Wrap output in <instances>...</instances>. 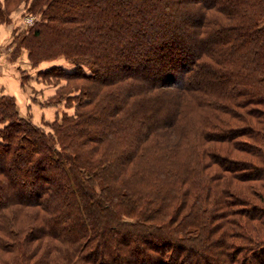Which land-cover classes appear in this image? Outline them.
<instances>
[{"label":"trees","instance_id":"1","mask_svg":"<svg viewBox=\"0 0 264 264\" xmlns=\"http://www.w3.org/2000/svg\"><path fill=\"white\" fill-rule=\"evenodd\" d=\"M191 1L179 4L183 6ZM235 1L217 0L214 8L218 9L212 12L210 8L200 6L198 30H195L197 23L193 17L199 14L181 11L180 17L194 23L192 31L197 32L187 39L188 44L181 55L162 50V47L173 49L170 46L173 43H186L176 30L165 32L164 21L172 15L159 19L153 13L157 5L166 11L176 7L169 1L167 5L164 0H128L126 3L123 0H46L42 4V7L45 5L40 9L43 17L39 25L45 27V31L48 27L52 29L46 33L48 38L40 47L30 46L31 59L36 63L61 54L71 59L75 69L54 67L53 70L60 69L69 82H87L88 91L95 94L93 98L82 95V86L76 83L73 90H79V93L71 94L75 107L90 105L103 88L109 90L104 92L103 99L97 98L91 108L81 111L79 116L66 113L62 122L52 123L53 131L46 134L20 115L13 96L0 95V264H135L144 252L153 264H190L188 258H195L197 263H193L196 264H264V0H239V5L243 6L241 13L235 12L238 7ZM204 2L207 7L214 5ZM101 3L106 4L102 6ZM125 4L129 5L131 13H123ZM112 6L118 9L113 14L114 20L101 27L97 23H103L101 20L111 12ZM122 18L126 20V26L117 24L116 20ZM187 30L184 28L183 33L188 35ZM221 31L227 34L225 39L220 38ZM43 32L37 28L33 35L40 38ZM125 32H135L132 34L135 38L130 36L123 44L120 39ZM146 37L150 38V43ZM155 47H158L156 51ZM160 47L159 62L167 66L178 61L175 66L185 71L182 84L188 80L191 69L203 65L197 79L204 82L194 88L187 83L185 87L181 84L185 90H180V95L193 93L198 105L206 107L205 123L195 130L193 137L196 139H188L193 141L192 156L182 157L179 154L185 147L182 138L190 137L191 132L180 118V110L174 111V117L169 119H173L171 129L182 137L174 144L166 139L162 142L166 144L163 148L169 151L164 159L167 158L168 164L176 165H168L165 171L159 169L158 177L162 182L157 194L161 193L157 198L159 201L145 206L139 196L149 188L143 185L118 191L109 184L99 192L94 182L96 175L100 177L102 172H93L88 167L97 168L105 161L104 154L100 158L95 154L99 152L98 147L107 149L106 144L89 147L90 150L85 147L89 146V138L96 137V141L103 143L107 133L118 128L125 130L138 123L136 133L132 132L134 137L127 142L131 144L122 159L124 171L121 173H131L129 181H134L132 184L135 185L155 176L154 171H142L143 165L137 162L138 150L146 135L142 130L148 127L147 135L153 132L149 127L150 117L155 116L140 117L146 111L142 107L149 101L145 98L150 94L144 88L153 82L145 84L148 78L130 75L128 70L142 68L154 75L155 52L158 53ZM41 49L44 50L42 56L37 53ZM118 52L125 59L119 57ZM136 57L139 61L134 65L132 60ZM164 69V65L159 68L163 75ZM112 72L121 74L111 77ZM175 79L172 81L177 86ZM206 94L214 98L211 100ZM179 104L184 108L183 102L177 103L176 108ZM140 105L142 110L138 108ZM116 107L125 108V115L117 118ZM76 118L82 120L75 121ZM166 123L164 127L170 129ZM212 127L219 129L211 130ZM30 134L37 139L36 144ZM21 138H29L33 142L31 148ZM155 139L162 148L161 138ZM212 139L223 143L217 152L205 147ZM20 147L29 149V157L17 164L10 155ZM78 147L83 149L79 151ZM42 149L46 163L59 168L64 181L59 187L67 191V197L58 199L59 203L55 205L41 201L47 188L42 182L47 181L46 176L40 174L45 171L41 166ZM115 160H109V166L103 169L110 168ZM156 162L163 163L164 160L157 159ZM214 165L219 169L213 171ZM109 175L103 177L113 180L115 174ZM30 176L37 178V185L31 194H27L19 190L16 178ZM36 189L41 192L36 193ZM90 191L94 194L104 192L102 195L107 204L101 207ZM100 199L99 195L97 201ZM113 203L125 207L122 214L117 211L113 214L116 210L112 208ZM174 213L183 217L173 218ZM117 215L120 218L115 221ZM123 215L136 217L132 224L143 225V234L133 226L126 229L130 224ZM136 233L137 238L133 237ZM215 254L216 260L212 261Z\"/></svg>","mask_w":264,"mask_h":264},{"label":"rangeland","instance_id":"2","mask_svg":"<svg viewBox=\"0 0 264 264\" xmlns=\"http://www.w3.org/2000/svg\"><path fill=\"white\" fill-rule=\"evenodd\" d=\"M46 0H0V95L1 94H5V95H10L13 96V98L16 101L19 113L22 117L27 118L29 121L33 122L35 125L39 126L40 129L42 128V131L46 134V132H52L53 130V126L51 127V124L57 122V123H61L62 120L61 118L65 117L66 113L69 114H73L74 115H80L79 113L82 111H84L86 108H91L92 103H94L95 101H97L100 99H103L106 94H104V92H108L107 90L108 87H105L101 90V93L98 94V97L94 100V102H92L90 105H77V107L73 106L75 104V102L72 100L71 98V94H78L79 90H73L74 88H76L75 85L76 83L81 84L82 86V91L84 93H82V95L84 94V96L86 97H90L93 98L94 91H88L87 89V85L88 83L83 81V80H74V82H69V80L65 79L61 73L59 72L60 69L58 71L53 70L54 67L56 68H62L63 70H73L75 69V65L73 64V62L71 61L70 58H67L64 55H58V57H55L54 59H40V61L36 62L34 60L31 59L30 57V46L31 47H40V44L45 43V39L48 38L46 37V33L49 32V30L52 29V27H48V29L45 31V27H40V20L43 17L42 15V11H40L42 4L45 2ZM126 2H128V0H123ZM156 2V0H153ZM159 1V0H158ZM165 1V5L168 4H176V7H170L168 11H166L163 7L160 6H155V10L153 11V13L155 14V18H166L165 16L169 17V15H172V18L170 17L169 20L165 19V26H164V30L165 32L168 30H176L177 33L179 34V38L182 39V41H186V43L184 45H180V44H176L173 45L171 44L170 46H173V49L171 48H167V47H162V50L165 51L167 50V52H172L173 54H183L184 53V46H187V41L191 39V37L193 36L192 34H195V30H198V27L200 26V19L199 17H201V13L199 14L198 12L201 10L199 9V7L201 6L203 9H205V7L208 9L210 8L211 12L215 9L218 8H214L217 7V4L215 0V3L212 0H206L207 4H214L213 7H207L205 6V0H193V2L191 1L190 3L187 4H183V6H180V2L181 1H186V0H164ZM234 1V0H232ZM167 2V3H166ZM178 3V4H177ZM106 3H101L100 5L104 6ZM137 5V3H135ZM235 6H238L235 10V12H240L242 11V7L239 5V0L235 1ZM45 5V4H44ZM43 5V7H44ZM134 5V4H130ZM143 4H141L142 6ZM148 6V4H147ZM42 7V8H43ZM129 5L125 4V7L123 9V13L124 14H129L131 12H129ZM212 7V8H211ZM120 9V7H119ZM96 10V9H95ZM118 9L115 6H112L111 8V12L110 13H106V16L103 20V23H97L98 25L101 24V27H106L107 25H110L113 19V14L115 15V12ZM185 12L187 13H197L199 15L194 16L193 18H195L196 23H197V27H195V32H193L192 28L194 26V23L188 21L187 18L184 17H180V12ZM153 13L151 14L153 16ZM221 13V12H220ZM219 14V13H217ZM134 17V16H133ZM136 19V18H135ZM133 18V20H135ZM138 20V19H136ZM194 20V21H195ZM118 25L121 26H126L127 22L125 19L122 18V20H116ZM139 21V20H138ZM81 25V24H80ZM136 25V24H135ZM39 26V27H38ZM37 28H41L44 32H43V37L42 36L40 38H35L33 35L34 30H36ZM138 28V27H137ZM136 28V29H137ZM184 28H191L189 30H191V34L188 32V35L183 33ZM135 32H125L123 35V38L120 39V41L125 44V40H127V38H135V36H133L132 34ZM197 33V32H196ZM221 33H223L221 31ZM225 35L227 34H221L219 35L221 39H225ZM142 38V37H141ZM188 39V40H187ZM123 40V41H122ZM145 40L148 41L150 40V38L148 39V37L145 38ZM150 43V41H149ZM190 44V43H189ZM169 46V47H170ZM146 47V46H145ZM161 47L159 49V52L156 53L155 52V78L151 77V73H148L145 69L139 68L136 69L135 71H133V69H129L128 73L130 75H139L143 76L144 78H148L147 80L144 81L145 84L149 83V82H153L152 84H155V87H153L152 84L145 86L144 90L145 91H150V94H148L149 96L146 97L145 99H148L149 101L145 104V107H142L143 111H145V113H141L140 117H142V119H144V117H148V116H155V118H151L150 117V128L153 131L151 134H148V127L147 129H143V133L146 134L143 138H142V148H139L138 150V157L139 159L137 160V162L140 165H143L142 171H146V172H156L155 176L150 178L149 180H140V184L137 183V185L132 184L134 181H129L131 173L128 172H124L121 173L123 170V168H121V166H123L124 161H122V159H124L126 157V155L128 154V148H130V144H128V140H131V138L134 137V134L132 132L136 133V129L138 128V123H135L133 125H131L130 127H128V129L126 130H119V128L117 129V131L114 132H110L107 133L105 136V140L103 143L100 141H96V137L90 139L88 141V147H85L86 149H89V147H96L99 146L100 144H106V148H102V147H98L99 152L97 154H95L96 158H100L103 156L104 154V159L105 161H102L99 163L97 168H91L88 167V169H91L93 172H102L101 176L99 177L98 175H96L97 179H95V185H96V189L102 191L106 186L108 187L109 184L113 185L115 189L119 190H127V189H133V188H138V186L143 185V187H147L149 188L148 191H145L144 193L142 192V196H139V201L147 206V204L155 201L154 203L158 202L159 200L157 199L158 197H160L161 193L159 195L158 191L160 190L161 187V180L160 177H158L160 175V170L161 171H165L166 167L168 165L170 166H174L171 164H168V160L167 158L164 159L165 155L169 152L167 151L165 148H163V146H166V144H164L162 141H167V140H171L172 143H177L178 141L180 142V137H182L180 134H178L177 132L174 131V128L171 129V125H172V120L169 121L170 118L174 117V111L175 110H180V118H183V122L185 124H187V126L189 127V130L191 132V134L189 133L190 137L184 136L182 138V144L185 147H182V149L179 151V154L181 153L182 157H189L191 155V147H192V142L193 141H189L188 139H196L194 136V132L197 128H199L200 126H202L205 123V117H204V112L206 107H202L198 105V100L196 97H194L193 93L191 94H187V95H180V90H185V88H181V84L182 81L181 78L183 79L185 77V71H180L179 68H177L175 66L176 62H170V64H168L166 66V64L159 62V55H160V51H161ZM148 48V47H147ZM150 48V46H149ZM158 47H155V51ZM167 48V49H166ZM44 50H40L37 51V53L42 56L44 53ZM162 52V51H161ZM172 55V54H170ZM179 55V56H180ZM118 56L121 57L122 59L124 58V56H122L121 52H118ZM173 56V55H172ZM181 58V57H180ZM125 59V58H124ZM139 61L137 59V57L135 59L132 60L133 64L136 65ZM178 63V61H177ZM176 63V64H177ZM203 64V62H202ZM161 65H164V67L166 69H164V74H161L159 71V68L161 67ZM178 65V64H177ZM138 66V65H137ZM203 65H197L196 68L194 67V69L190 70L188 72L189 77L188 80L185 81L182 86H186L185 84L187 83L188 85H192L194 88L196 86L201 85V83L204 82V80H199L197 79L198 75H200L201 70H203ZM119 69V68H118ZM122 69V66H121ZM48 71V72H47ZM47 72V73H46ZM109 73V72H108ZM171 73V74H170ZM106 74V73H105ZM121 73L118 72H112V74L110 73L111 77L114 76H118ZM202 74L205 75L204 71H202ZM152 75V76H154ZM146 76V77H145ZM176 78V79H175ZM190 78V79H189ZM172 79H175L176 81H178L176 84H178L177 86L175 85V82L172 81ZM169 80V81H168ZM122 82L123 81H119ZM89 86V85H88ZM119 88V87H118ZM90 89V87H89ZM69 90V91H68ZM122 90L119 88V91ZM127 90V89H126ZM123 91V90H122ZM75 92V93H74ZM81 92V91H80ZM179 92V93H178ZM90 95V96H89ZM207 95V98L209 97L211 100L214 98L213 95ZM195 98V99H194ZM184 103V108L182 104H179V108H176L177 103ZM76 105V104H75ZM154 105V106H153ZM153 107H155V111H152V109H154ZM116 116L117 118L122 117V115H125L124 109L122 108L119 109V107H116ZM141 109V105L138 107ZM149 109V110H148ZM118 112V113H117ZM127 112V109H126ZM125 117V116H124ZM127 117V116H126ZM59 120V121H58ZM75 121L77 120H82V118H76L74 119ZM168 120V123H166L165 121ZM168 124L170 126V129H167L166 127H164V124ZM152 125V127H151ZM157 128V129H156ZM219 127L213 128L211 130H216L218 131ZM167 132V134L165 133ZM44 134V135H45ZM156 135V136H155ZM31 137V140L35 143L36 142V138L30 134L29 135ZM160 137L161 138V143H163L162 148L160 147L161 145H159L157 143V140L155 139ZM46 138V137H45ZM83 138V137H81ZM85 138V137H84ZM36 139V140H35ZM153 139H155V141H153ZM24 141L25 144L31 148V144L33 143L29 138H21V141ZM47 140V138H46ZM164 141V142H165ZM155 143V146L152 147L151 145ZM36 144V143H35ZM158 144V145H156ZM222 144L223 143H218L215 139H212V141H208L205 145V147H207L210 151H218L222 148ZM86 146V145H85ZM79 151H81L83 149L80 150V147H78ZM102 149V150H101ZM90 150V149H89ZM29 149L25 150V148L20 147L18 149L17 152L13 153V155H10L11 158L14 156L13 159L16 160L17 164H21V159L23 158H27L29 157V153H28ZM73 151V149H72ZM177 151V150H176ZM43 157H41V166L45 169V171H41V175L46 176L47 181H42L43 184L45 185L46 188V193L43 194L41 201H43L45 204L50 205H55V203H59L58 199L63 200L65 197H67V191L65 190L64 187H59L63 184V178L62 176H60L59 174V168L55 167L54 165H50L48 163H46V158H45V151H43ZM166 153V154H165ZM94 155V153H93ZM192 156V155H191ZM112 159H116V163L110 165V168L104 170L103 167L108 165L109 166V160ZM157 159H161L164 160V162L158 163L156 162ZM175 160L177 161V158L175 157ZM74 164L76 161H73ZM119 162V163H118ZM160 162V161H159ZM98 164V163H97ZM84 167V166H82ZM113 167V168H111ZM86 168V167H84ZM99 168V170H98ZM162 168H164V170H162ZM10 169V168H9ZM160 169V170H159ZM219 168L217 167V165L213 166V171L214 170H218ZM158 170V171H156ZM212 171V170H210ZM212 171V172H213ZM115 174L114 175V179L109 180L108 178H104L103 176L105 175L106 177L110 176L109 174ZM98 174V173H97ZM129 174V175H128ZM28 178V179H27ZM33 179V180H32ZM154 179H155V185H154ZM36 180L37 178L34 177L32 178L30 177H26L25 179H21V178H16V182H17V186L19 188V190H21L22 192H27V194H31L34 185L36 184ZM29 181H32V183H29ZM40 181V180H39ZM105 181V182H104ZM108 181V182H107ZM26 182H28L29 184H27ZM41 182V181H40ZM108 183V184H106ZM60 184V185H59ZM88 188L89 185L86 184V182L84 183ZM37 185V184H36ZM226 185V184H225ZM156 186H158L156 188ZM146 188V189H147ZM155 188V189H154ZM90 189V188H89ZM151 190H153V194H149L151 192ZM37 191L40 193L41 191L36 189V193ZM4 194H6V196H9V193L6 192V190L4 191ZM98 194H94L93 191H90V193H92V195H95V200L96 202L100 203L101 207H103V205L105 206L107 203L104 201V197H103V193H99ZM42 195V194H41ZM99 195L101 197V199L99 201L103 202H99L97 201L99 198ZM126 194H123V197H125ZM122 199V197H121ZM125 199H122L121 202L124 203ZM119 202V201H118ZM115 203V202H114ZM113 203V207L116 208V210H113V214L116 213V211L119 214H122L123 212H121V210H124V206L123 205H117ZM115 205V206H114ZM105 208V207H104ZM173 214V213H171ZM178 216V219H181L183 217V215H177L176 213H174L173 218H176ZM22 219H23V215H21ZM120 218L119 215H117L115 217V221H118ZM122 218H125L124 220L129 221L130 225L126 226V229L129 226H133L136 231H138L137 229L141 230L142 234H143V225H141L139 222H137L136 224H132L135 223L136 221V217L130 218L127 217L125 215L122 216ZM141 222V221H140ZM178 222V220H177ZM176 222V223H177ZM151 222H149L150 224ZM175 223V224H176ZM145 224V223H144ZM146 226V225H145ZM149 226V225H148ZM146 228V227H145ZM168 231V230H167ZM132 233V230L130 231ZM133 234H134V230H133ZM125 236V235H124ZM136 236V238L138 237L137 233L136 235H133V237ZM132 238V237H130ZM126 240H128L126 238ZM133 241H136V239L134 238ZM119 242H122L121 239L119 238ZM150 251H148L149 254ZM147 253V252H146ZM145 252L140 256L141 258L139 260H137L135 262V264L139 263V264H153L148 257L146 256ZM217 255H213L211 260L215 261L216 260ZM136 260V259H134ZM142 262V263H140ZM188 263L190 264H196L197 260L195 258H188ZM196 262V263H193ZM236 264H240L235 262ZM217 264V263H215ZM252 264V263H249Z\"/></svg>","mask_w":264,"mask_h":264},{"label":"crops","instance_id":"3","mask_svg":"<svg viewBox=\"0 0 264 264\" xmlns=\"http://www.w3.org/2000/svg\"><path fill=\"white\" fill-rule=\"evenodd\" d=\"M0 72H1V69H0Z\"/></svg>","mask_w":264,"mask_h":264}]
</instances>
